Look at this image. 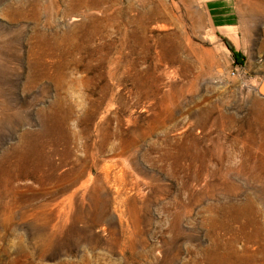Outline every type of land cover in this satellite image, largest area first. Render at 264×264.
Returning <instances> with one entry per match:
<instances>
[{
	"label": "rangeland",
	"instance_id": "1",
	"mask_svg": "<svg viewBox=\"0 0 264 264\" xmlns=\"http://www.w3.org/2000/svg\"><path fill=\"white\" fill-rule=\"evenodd\" d=\"M34 1L40 3L37 17ZM95 1L0 0V191L15 178L0 203V264H264V180L244 167L242 157L249 139L264 141V0H100L92 8ZM107 15L120 17L126 32L142 34L156 49L179 45L180 63L172 66L167 52L156 66L160 90L171 94L164 106L140 96L132 82L146 75L155 55L124 46L133 36L123 42L112 28H97ZM140 15L150 18L144 31L126 23ZM41 34L66 35V53L40 64L35 51ZM226 42L242 56L241 65ZM34 64L50 77L30 85ZM110 67L119 69L115 77L105 76ZM88 72L102 75L87 90L82 80ZM101 86H107L103 94ZM90 95L123 133L163 111L167 116L129 154L113 149L114 141L98 151L93 128L89 141L44 143L57 174L76 166L81 171L73 185L45 181L48 167L39 175L26 163L13 166L22 137L36 143L47 130L40 111L59 100L88 104ZM63 130L77 127L69 121ZM166 146L212 153V161L205 172L184 160V170L172 178L163 171L169 162H157ZM195 170L199 176L192 181ZM96 199L105 221L75 220ZM132 200L142 209L134 212ZM250 200L258 214L246 206ZM57 213L67 219H55ZM55 229H61L57 236Z\"/></svg>",
	"mask_w": 264,
	"mask_h": 264
},
{
	"label": "bare ground",
	"instance_id": "2",
	"mask_svg": "<svg viewBox=\"0 0 264 264\" xmlns=\"http://www.w3.org/2000/svg\"><path fill=\"white\" fill-rule=\"evenodd\" d=\"M100 0L95 1L94 5H91L92 8H97L100 5ZM159 8L164 7L162 1L158 2ZM32 13L35 17L38 16L40 12V3L38 1H34L32 3ZM162 15H163V11ZM160 15L161 20L164 18ZM150 18L146 15H140V17L135 21H126V23L133 27L137 26L142 31L147 29L148 21ZM126 26V24H125ZM96 27L100 28H112L119 35H121L123 42L129 41V38L133 36V42L131 45H124L130 48L132 52H140L143 56H154L156 63L152 65V67L147 71L146 75L143 78L133 79V84L138 90V94L140 96H147L150 98H156L159 100L160 106H164V104L168 101L171 94H166L160 90V85L162 84V80L155 76L156 66L157 64L165 63L166 53L171 52L170 64L172 66L177 65L181 62V59L178 56L179 53V45H159V49H156V45H149L146 38L143 37L142 34H135V31L126 32L122 25H120V17L114 16L109 17V15L105 16L103 19L98 21ZM96 30V29H95ZM41 43L36 46L37 50L35 51L36 57L39 61L43 60L45 57L50 55H60L66 53V47H68L69 42L66 35H52L51 37L46 36L45 34H41L39 36ZM76 51H82L80 45H75L74 48ZM103 55H105L106 51L103 49L100 51ZM41 64V63H40ZM42 70L40 75L37 73ZM119 69H113L112 67L107 69L105 76L109 78L115 77ZM31 72L34 75V78L29 81L30 85H35L41 79H48L50 76L48 74L47 68L45 66H40L34 64L31 68ZM82 80V85L88 90L93 87L94 77H100L102 74L100 73H91ZM94 74V75H93ZM103 77V76H102ZM107 90V86L100 87V94H103ZM84 100L88 102L89 95H83ZM91 100L87 104L84 101V104L75 105L71 101L68 100H59L56 104L50 105L47 109L40 111V115L45 122L47 130L44 133H38L36 137V143H31L27 136H23L20 144L13 151V156L15 158L13 166H18L21 163H26L30 166L31 170L41 175L42 170L45 167H48L52 174L45 179V181H56L63 182L73 185L77 182L79 177L81 176V171L78 167L72 168L70 172L64 175L57 174V167L52 165L49 161L48 156L44 153V143H54L57 141H70L72 139H84L89 141L92 136V128L96 131V139L94 142L97 144L98 151H104L109 142H116L115 145H112L113 149H119L122 153L129 154L140 139H146L154 134L155 130L158 129V126L163 123V119L167 116V113L163 111L161 116H156L155 119L147 121V124L144 126H133L131 129H128L126 133L121 132L118 128L112 127L110 117L105 116L104 110H100V101H97L94 96L90 95ZM80 108L81 113L77 116L76 112ZM163 117V118H162ZM162 118V119H161ZM72 121L75 123L77 130H70L66 132L63 130V126L65 123ZM115 121L117 123H128L130 124V118H116ZM264 140V139H263ZM242 142V141H241ZM235 143V142H234ZM191 144V143H190ZM193 145L196 146L195 140L193 141ZM158 149L156 148L155 151ZM183 152V151H182ZM182 152H174L170 149L169 146L162 148L160 156L158 157L157 162L159 163H168L169 166L163 168V171L172 178H176V172L178 170H184L183 162L187 160L188 162L197 165L199 167L207 171V163L212 161V153H203V154H192L190 152L185 151ZM70 155L69 153L66 155ZM243 165L246 169L251 172L253 171L256 179L264 180V141L256 142L254 139H249L246 142V146L244 148L243 154ZM217 160L222 161V158H217ZM81 162V160H79ZM199 171L195 170V173L192 175L191 180H195L199 176ZM15 178H13V182ZM91 179L89 178L86 183H89ZM12 180L7 181L10 189L4 188L3 191H0V203L4 202V197L9 195V191L14 187ZM65 185V184H64ZM68 186V185H67ZM102 185L99 184V187ZM184 188H191L190 184L184 185ZM231 188V185H230ZM100 189V188H99ZM165 191V190H164ZM193 199L195 201L200 199V195L192 194ZM131 207H134V212L142 209L141 207H137L135 204V200L130 201ZM99 205H102L101 199H96L94 202V208H91L87 211H79L75 216V220L86 219L92 223H102L105 221V215L102 210H100ZM250 207L251 212L258 214L259 210L256 209V205L254 201L250 200L247 205ZM230 206H228L229 208ZM212 213V207L209 208ZM243 210V209H241ZM131 212V211H130ZM244 212L242 215L244 216ZM63 216L57 213L55 219H62ZM64 218L62 220H66ZM56 220L53 224V227L56 226ZM136 226V225H135ZM61 233V229H55L53 231V235L57 236Z\"/></svg>",
	"mask_w": 264,
	"mask_h": 264
},
{
	"label": "trees",
	"instance_id": "3",
	"mask_svg": "<svg viewBox=\"0 0 264 264\" xmlns=\"http://www.w3.org/2000/svg\"><path fill=\"white\" fill-rule=\"evenodd\" d=\"M226 46L233 52L234 62L236 64H242L243 58L239 53L234 52V49L226 42Z\"/></svg>",
	"mask_w": 264,
	"mask_h": 264
},
{
	"label": "water",
	"instance_id": "4",
	"mask_svg": "<svg viewBox=\"0 0 264 264\" xmlns=\"http://www.w3.org/2000/svg\"><path fill=\"white\" fill-rule=\"evenodd\" d=\"M260 91H261V92H264V84L262 85Z\"/></svg>",
	"mask_w": 264,
	"mask_h": 264
}]
</instances>
